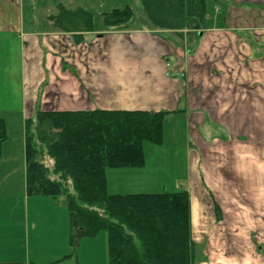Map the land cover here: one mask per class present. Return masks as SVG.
<instances>
[{
	"label": "crops",
	"instance_id": "crops-1",
	"mask_svg": "<svg viewBox=\"0 0 264 264\" xmlns=\"http://www.w3.org/2000/svg\"><path fill=\"white\" fill-rule=\"evenodd\" d=\"M45 11L39 16L34 0H0L22 120L40 106L182 116L187 166L174 191L189 193L196 248L208 240L205 264L220 256L221 234L247 230L238 226L251 223L255 211L264 217V0H207L200 28L182 34L124 23L93 27L78 43ZM24 141L26 177L25 133ZM12 260L19 258L0 257Z\"/></svg>",
	"mask_w": 264,
	"mask_h": 264
},
{
	"label": "trees",
	"instance_id": "trees-1",
	"mask_svg": "<svg viewBox=\"0 0 264 264\" xmlns=\"http://www.w3.org/2000/svg\"><path fill=\"white\" fill-rule=\"evenodd\" d=\"M142 1L154 27L179 34L180 30L202 24L206 17L207 0ZM132 15L129 6L114 9L104 22L108 26L122 25ZM54 19L58 28L73 32L77 43L83 40L85 31L93 29L92 14L84 9L69 10L60 5ZM168 113L37 110L25 121L27 192L66 196L74 249L80 238L107 231L109 264H198L186 190L108 192L106 170L142 166L143 144L163 143ZM8 138L6 120L0 117V161L2 144ZM44 150L53 160L51 164L40 159Z\"/></svg>",
	"mask_w": 264,
	"mask_h": 264
},
{
	"label": "rangeland",
	"instance_id": "rangeland-1",
	"mask_svg": "<svg viewBox=\"0 0 264 264\" xmlns=\"http://www.w3.org/2000/svg\"><path fill=\"white\" fill-rule=\"evenodd\" d=\"M60 5L69 10L84 9L90 12L95 28L106 29L105 16L114 9L127 6L132 9L133 15L126 23L143 26L150 24L142 0H34L39 16L44 9L48 15H58ZM168 36L162 35L160 38L167 39ZM161 42V45L166 46V42ZM13 52L15 49L7 48L4 33H0V117L6 120L9 136V141L2 144L0 161V257L17 256L19 260L12 262L23 264H109L107 231H101L94 237L80 238L74 249L69 242L70 222L66 196L52 197L27 192L23 148L25 121L22 120L20 110L23 101L18 91V79L7 69L10 56L14 62ZM37 108L51 111L41 106ZM169 113L164 120L163 143L144 142L142 166L106 170L109 193H158L177 188L175 178L182 175L180 172L185 171L187 166V149L183 143L186 132L183 117L169 116ZM40 159L50 164L53 162L45 150ZM214 210V215L221 218L218 206ZM257 214L255 211L251 223L238 226H244L247 230L232 232V238H226V233L221 234L224 239L218 241L222 243V253L220 256L209 257L210 262L207 264H264V217ZM205 242L202 241L200 247L196 248V258L200 264L208 260L204 255V247L207 246ZM68 254L70 256L63 259Z\"/></svg>",
	"mask_w": 264,
	"mask_h": 264
}]
</instances>
